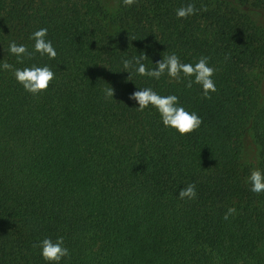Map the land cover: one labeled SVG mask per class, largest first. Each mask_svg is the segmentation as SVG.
I'll use <instances>...</instances> for the list:
<instances>
[{
	"label": "trees",
	"instance_id": "1",
	"mask_svg": "<svg viewBox=\"0 0 264 264\" xmlns=\"http://www.w3.org/2000/svg\"><path fill=\"white\" fill-rule=\"evenodd\" d=\"M234 1L264 12V0ZM187 2L119 0L114 18L101 0H0V59L22 67L8 43L31 48L41 27L58 53L25 60L56 73L38 96L0 71V264H45L35 245L58 235L62 264H264V193L242 161L252 128L264 168V31L200 0L206 11L177 19ZM142 52L149 67L170 52L210 57L216 91L118 72ZM142 87L178 95L200 128L181 136L151 106L138 111L129 97ZM188 183L197 198L180 200Z\"/></svg>",
	"mask_w": 264,
	"mask_h": 264
},
{
	"label": "clouds",
	"instance_id": "2",
	"mask_svg": "<svg viewBox=\"0 0 264 264\" xmlns=\"http://www.w3.org/2000/svg\"><path fill=\"white\" fill-rule=\"evenodd\" d=\"M134 2L135 0H123L127 6H131ZM200 11H206V9H198L193 0H189L186 4L175 9V16L177 19H187ZM29 39L33 41L31 48L26 44L17 43L15 40L9 41L7 47L8 54L14 56L17 64L23 66L16 67L14 64L0 59V71L10 72L25 92L38 96L49 88L56 73L47 63L26 64L25 60H32L36 54L52 60L57 57L58 53L53 40L48 37L47 27L33 31ZM147 58L149 57L144 52L140 55L122 56L118 72H127L128 79L135 73L138 76H146L157 81L164 76L177 82L186 80L188 88H191L193 84L199 85L205 99H210L211 93L216 91L214 75L218 69L210 62L211 58L208 56H201L195 62L185 63L175 52H170L163 55L162 59L157 60L153 64L154 67H149L144 63ZM101 91L103 98L110 100L114 96L115 89L107 83ZM129 98L137 103L138 111H143L150 106L154 108L159 114L162 125L165 128L174 129L181 136L194 132L203 123V118L196 111H190L181 104L180 98L176 94L161 95L152 87H142L131 93ZM245 182L249 185L251 192L264 193V168H252ZM197 195L196 184L188 183L179 189L177 196L180 200H194ZM236 211L235 206L229 207L224 214V220H228ZM35 247L39 248V254L45 264H62L71 254L65 244V238L59 235L45 236L37 242Z\"/></svg>",
	"mask_w": 264,
	"mask_h": 264
},
{
	"label": "rangeland",
	"instance_id": "3",
	"mask_svg": "<svg viewBox=\"0 0 264 264\" xmlns=\"http://www.w3.org/2000/svg\"><path fill=\"white\" fill-rule=\"evenodd\" d=\"M209 8L221 11L229 16L239 18L248 23L252 29L257 32L264 31V12H260L253 8L244 7L234 0H200ZM104 9L114 18L118 14L119 0H101ZM116 15V17L114 16ZM260 87L261 101L259 110L264 107V79ZM244 153L242 156L243 164L247 167H257L259 162L260 148L255 139L252 128L250 129L246 141L244 142Z\"/></svg>",
	"mask_w": 264,
	"mask_h": 264
}]
</instances>
